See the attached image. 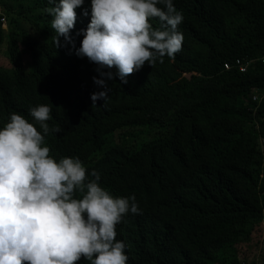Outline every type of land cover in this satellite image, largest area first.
<instances>
[{
	"label": "trees",
	"instance_id": "obj_1",
	"mask_svg": "<svg viewBox=\"0 0 264 264\" xmlns=\"http://www.w3.org/2000/svg\"><path fill=\"white\" fill-rule=\"evenodd\" d=\"M172 2L180 49L126 83L104 69L110 92L93 105L100 77L76 67L63 37L55 45L48 0H0V126L15 112L38 129L29 109L47 104L49 155L78 157L88 179L134 196L137 213L115 226L126 264H264V0ZM236 60L246 71L225 70Z\"/></svg>",
	"mask_w": 264,
	"mask_h": 264
},
{
	"label": "clouds",
	"instance_id": "obj_2",
	"mask_svg": "<svg viewBox=\"0 0 264 264\" xmlns=\"http://www.w3.org/2000/svg\"><path fill=\"white\" fill-rule=\"evenodd\" d=\"M48 2L52 6L44 11L55 45L62 46L63 37L62 51L76 59V67L100 77L92 78L101 89L91 94L93 105L110 92L106 80L113 72L104 69L115 68L126 83L127 75L146 62L171 58L182 44L177 26L183 17L172 0H90L81 13H90L89 23L77 37L69 33L84 0ZM153 17L158 28L149 23ZM62 63L66 72L58 77L71 80L75 69ZM49 112L47 104L29 109L40 131L15 112L0 126V264H77L82 257L88 264H126V245L115 239V226L126 213H137L134 196L114 197L95 171L88 179L78 157L50 156L44 145Z\"/></svg>",
	"mask_w": 264,
	"mask_h": 264
},
{
	"label": "built area",
	"instance_id": "obj_3",
	"mask_svg": "<svg viewBox=\"0 0 264 264\" xmlns=\"http://www.w3.org/2000/svg\"><path fill=\"white\" fill-rule=\"evenodd\" d=\"M227 65H229V64L225 65V70H228L230 67H235L239 70V72H244V71H246V68H247V66L243 65V63L240 60H236L234 62V65H229V66H227Z\"/></svg>",
	"mask_w": 264,
	"mask_h": 264
},
{
	"label": "rangeland",
	"instance_id": "obj_4",
	"mask_svg": "<svg viewBox=\"0 0 264 264\" xmlns=\"http://www.w3.org/2000/svg\"><path fill=\"white\" fill-rule=\"evenodd\" d=\"M15 5H17L16 3H15ZM15 8H17V6H15ZM0 13L2 14L3 13V11L2 10H0ZM7 28V26L5 25L4 26V29H6Z\"/></svg>",
	"mask_w": 264,
	"mask_h": 264
},
{
	"label": "bare ground",
	"instance_id": "obj_5",
	"mask_svg": "<svg viewBox=\"0 0 264 264\" xmlns=\"http://www.w3.org/2000/svg\"><path fill=\"white\" fill-rule=\"evenodd\" d=\"M253 99L255 100L256 99V96H254ZM37 130L40 131L39 129H37Z\"/></svg>",
	"mask_w": 264,
	"mask_h": 264
}]
</instances>
